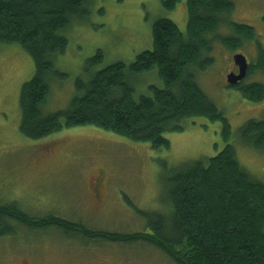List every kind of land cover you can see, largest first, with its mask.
<instances>
[{
  "label": "trees",
  "instance_id": "16d2710c",
  "mask_svg": "<svg viewBox=\"0 0 264 264\" xmlns=\"http://www.w3.org/2000/svg\"><path fill=\"white\" fill-rule=\"evenodd\" d=\"M91 1L0 0V44L20 45L34 64L33 76L19 93L20 133L38 140L66 128L94 126L148 143L152 149H167L165 133L182 132L188 119L200 117L221 121L227 140L230 125L203 93L193 71H205L212 64L217 42L234 51L244 41H254L255 29L245 24L229 22L230 34H218L222 17L233 9L232 0H185L186 32L168 18L156 19L151 26L152 48L137 54L129 64L116 62L92 72L102 59L98 51L83 65L87 78L75 79V92L67 107L43 113L51 82L65 78L55 66L68 44L61 31L74 20L84 19ZM179 1L162 0V4L172 10ZM152 69L162 87L151 86L148 94L134 98L129 77ZM256 72L264 74L262 49L249 66V75ZM226 85L248 102L264 100L263 84ZM240 135L247 145L263 150L264 117L248 118ZM171 171L164 180L163 208L144 214L143 231L89 232L82 226L80 232V224L53 217L34 218L9 201L0 203V239H11L19 230L54 228L84 242L97 239L152 245L174 264H264V184L240 165L234 148L227 144L214 156L181 163Z\"/></svg>",
  "mask_w": 264,
  "mask_h": 264
},
{
  "label": "rangeland",
  "instance_id": "374dc122",
  "mask_svg": "<svg viewBox=\"0 0 264 264\" xmlns=\"http://www.w3.org/2000/svg\"><path fill=\"white\" fill-rule=\"evenodd\" d=\"M232 1L233 9L222 17L218 34H230L229 22L242 23L255 29L254 40L264 47V0ZM88 10L84 19L74 20L61 31L68 44L55 66L65 78L51 82L42 110L45 114L67 107L75 92V79L87 78L83 65L98 51L102 59L92 72L116 62L129 64L137 54L150 50L151 26L158 18H168L182 33L186 32L185 0L172 10L165 9L162 0H92ZM260 48L254 41H244L241 47L229 51L217 42L211 53L212 64L205 71H193L203 93L230 125L227 140L222 135L221 121L195 117L188 119L182 132L164 134L169 141L167 149H152L148 143L134 142L94 126L66 128L38 140L24 137L19 131V93L22 84L33 76V60L18 44H0V203L14 201L31 216L49 210L65 220L86 221L94 216L98 228L109 232L143 231L144 214L163 208L164 180L172 168L214 156L227 144L234 148L240 165L264 184V149L247 145L240 135L248 118L264 117V109L260 111L264 100L248 102L226 85V75L235 66L233 55L242 54L254 64ZM261 73L252 74L246 83L264 85ZM129 81L136 99L148 94L151 86L162 87L155 69L130 76ZM98 175L105 179V188L100 191H106L107 196L94 204L98 202L93 201L88 189ZM19 232L11 239H0V264L21 260L30 264L31 238L37 239L33 242L38 243L34 252L38 264H174L156 247L141 242L98 241L89 245L88 241L67 238L54 228L31 234Z\"/></svg>",
  "mask_w": 264,
  "mask_h": 264
},
{
  "label": "flooded vegetation",
  "instance_id": "af4514ba",
  "mask_svg": "<svg viewBox=\"0 0 264 264\" xmlns=\"http://www.w3.org/2000/svg\"><path fill=\"white\" fill-rule=\"evenodd\" d=\"M240 24H242V23H240ZM254 42H255L256 45H259V46L261 47L260 49L264 50V47L261 46V43H259L258 40H254ZM246 60H247V64H248V67H247V73H246V76H245L241 81H239L237 84H235L237 87H239V86H241V85H248V84H250L249 82L246 83V80L251 76V75L248 74V71H249V66L253 65V63H249L248 59H246ZM234 65H235V64H234ZM231 72L237 74V73H238V69H237V67H236V66H233L232 70L229 71V73H231ZM229 73H228V74H229ZM256 73H261V72H256ZM261 74H262V73H261ZM236 86H235V87H236ZM263 102H264V101H263ZM257 108H258V107H257ZM262 109H264V105H263V107L260 108V111H261ZM99 174H100V172H99ZM101 187H103L102 190H104V188H105V179H103L102 176L98 175L97 177L94 178L91 188L88 189V192H89V194L91 193V196H92L94 202H98V201H100V200L103 202V201L105 200L106 196H107V192H106V191H104V192H101V191H100V190H101ZM89 201H92V200L90 199ZM93 201H92V202H93ZM101 201H100V202H101ZM94 204H99V202H98V203H94ZM94 215H95V214H94ZM30 216H31V215H30ZM32 217H34V218L53 217V218H55V219L65 220V219H62L59 215L51 213L50 210H49L48 212H45L44 214L34 215V216H32ZM65 221H66V220H65ZM68 221L73 222V223L80 224V225H81V228H80V229H77L78 231L80 230V232H81V229H82L83 227H84L87 231H89V232L99 231V230H104V229H100V228H98V226L96 225V224H98V223H97V221L94 219V216L91 217V218H89V220H86V221H85L84 219H78V218H77L76 221L74 220V218H72V219H67V222H68ZM82 226H83V227H82ZM55 230H56L57 232H59L60 234H63L64 236H66L64 232H61V231H59V230H57V229H55ZM44 231H45V230H44ZM104 231H105V230H104ZM106 231H107V230H106ZM30 234H31V232H30ZM30 237H31V236H30ZM32 237H34V236L32 235ZM43 238H46V237H43ZM67 238H68V237H67ZM36 240H37L36 238H31V240L29 241V244H28V245H29L28 248H31V250L33 251V254H32L33 256L30 257V258H31V263H30V264H38V262L36 261V260H37V257H36L35 254H34V252H35V248L38 247V243H34V242H36ZM33 241H34V242H33ZM87 241H88V244H89V245L98 242L97 239H96V240L88 239ZM32 248H34V249H32ZM35 259H36V260H35ZM42 260H43V258H42ZM16 262H17L16 264H28V263H29L27 260H21V261H19V262H18V261H16Z\"/></svg>",
  "mask_w": 264,
  "mask_h": 264
},
{
  "label": "water",
  "instance_id": "95a60500",
  "mask_svg": "<svg viewBox=\"0 0 264 264\" xmlns=\"http://www.w3.org/2000/svg\"><path fill=\"white\" fill-rule=\"evenodd\" d=\"M233 62L238 69V73L235 74L231 72L226 75V83L228 85L237 84L239 81H241L246 76V73H247L248 64H247V60L244 55L239 54V53L233 55Z\"/></svg>",
  "mask_w": 264,
  "mask_h": 264
}]
</instances>
